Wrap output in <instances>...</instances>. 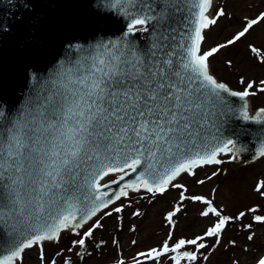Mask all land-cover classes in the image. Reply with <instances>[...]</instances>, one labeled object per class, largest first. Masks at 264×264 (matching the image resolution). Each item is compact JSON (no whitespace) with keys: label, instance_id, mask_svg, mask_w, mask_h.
I'll return each instance as SVG.
<instances>
[{"label":"snow or ice","instance_id":"snow-or-ice-1","mask_svg":"<svg viewBox=\"0 0 264 264\" xmlns=\"http://www.w3.org/2000/svg\"><path fill=\"white\" fill-rule=\"evenodd\" d=\"M103 2L123 20L120 37L79 48L33 98L28 112L0 119V224H8L12 233L0 264H23L26 250L34 247L40 264H57L48 257L45 241L59 242L62 232H70L79 238L67 251L83 247L102 225L97 219L82 234L79 230L102 211L104 216L122 212L123 203L116 202L130 192L183 189L181 201L202 203L200 216L216 218L202 235L176 238L173 218L181 209L175 207L165 217L167 239L158 248L138 252L135 264H142L140 258L153 264H162L161 258L170 264H199L200 257L208 261L207 253L222 244L229 223L256 211L224 215L213 199L186 196L187 188L177 180L195 177L198 168L221 165V156L229 161L238 157V141L223 131L231 119L264 123V107L250 115L248 103L249 97L264 93V79L257 85L241 76L243 88L234 90L211 72V58L264 22V12L244 17L230 39L205 50V30L226 14L222 8L211 14L212 0ZM230 98H237L239 107ZM256 158H264V144ZM218 175L216 170L205 179ZM113 185L117 190L111 191ZM255 191L264 197V183ZM253 220L264 223V215ZM209 238H214L211 245ZM247 240L253 241L254 233ZM256 264H264V256Z\"/></svg>","mask_w":264,"mask_h":264},{"label":"rangeland","instance_id":"rangeland-1","mask_svg":"<svg viewBox=\"0 0 264 264\" xmlns=\"http://www.w3.org/2000/svg\"><path fill=\"white\" fill-rule=\"evenodd\" d=\"M221 8L224 9L225 16L216 25L205 30V50L230 39L242 28L244 17L255 18L260 12H264V0H213L210 13L214 14ZM249 45L257 48L259 53H253ZM260 57H264V22L253 26L240 41L212 57L211 72L232 89L242 90L243 86L239 84L241 76L246 80L256 81L257 85L264 79V63L260 61ZM228 61H231V65ZM248 100L250 110L264 107V93H257ZM220 158L225 161L221 165L198 168L195 177L183 175L178 178L177 182L187 188L185 195L196 194L213 199L214 205L222 208L223 214L228 216H235L240 211L247 212L249 208H255L256 211L247 212L245 218L230 222L223 232L222 244L207 253L208 261L200 257L199 264H233L234 261L236 264H256L264 256V223L253 220L255 215H264V197L255 191L258 183H264V158L249 162H240L239 157L231 161L226 156ZM216 170H219L218 176L211 180L205 179ZM198 179H204L205 183L196 184L195 180ZM182 190L169 188L165 194L155 195L143 190L139 193L130 192L128 198L116 202L115 206L123 203L122 212L104 216L102 211L79 230L82 234L97 219L102 225L94 230L93 236L85 239L83 247L77 246L72 252H68L67 249L72 247L71 241L79 237L70 232H62L59 242L45 241L44 249L48 257L54 258L57 264H64L65 260H69L70 264H116L117 260H123L124 264H135L133 258L138 252L158 248L167 239L170 226L165 217L175 207L181 209L173 218L175 227L172 230L176 238L202 235L211 226V222L215 221L214 216L211 221L200 216V211L204 208L202 203L181 201ZM111 207L104 211H111ZM247 224L252 227L245 228L244 225ZM250 233H254L253 241L247 240ZM229 240H234L235 245L229 244ZM206 242L211 245L214 238H209ZM57 252H60L59 256L56 255ZM140 259L142 264H153L151 260ZM161 260L162 264H170L167 258ZM23 264H40L38 247L26 250Z\"/></svg>","mask_w":264,"mask_h":264},{"label":"water","instance_id":"water-1","mask_svg":"<svg viewBox=\"0 0 264 264\" xmlns=\"http://www.w3.org/2000/svg\"><path fill=\"white\" fill-rule=\"evenodd\" d=\"M109 9L103 0H0V119L28 112L79 48L120 37L123 20ZM223 131L238 141L240 162L255 159L264 144V123L233 118ZM0 228V254H6L12 233L6 223Z\"/></svg>","mask_w":264,"mask_h":264},{"label":"trees","instance_id":"trees-1","mask_svg":"<svg viewBox=\"0 0 264 264\" xmlns=\"http://www.w3.org/2000/svg\"><path fill=\"white\" fill-rule=\"evenodd\" d=\"M97 245H99V243H98ZM95 248H96V247H95Z\"/></svg>","mask_w":264,"mask_h":264}]
</instances>
